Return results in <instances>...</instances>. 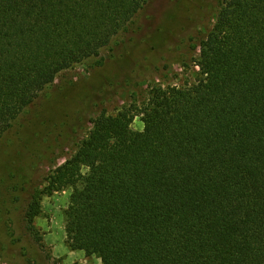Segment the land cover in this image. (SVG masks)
I'll return each instance as SVG.
<instances>
[{
    "label": "trees",
    "instance_id": "obj_1",
    "mask_svg": "<svg viewBox=\"0 0 264 264\" xmlns=\"http://www.w3.org/2000/svg\"><path fill=\"white\" fill-rule=\"evenodd\" d=\"M149 1L0 0V139ZM194 48L193 82L101 113L48 176L47 190L72 188L71 250L102 264H264V0H222ZM41 199L26 209L36 238Z\"/></svg>",
    "mask_w": 264,
    "mask_h": 264
},
{
    "label": "rangeland",
    "instance_id": "obj_2",
    "mask_svg": "<svg viewBox=\"0 0 264 264\" xmlns=\"http://www.w3.org/2000/svg\"><path fill=\"white\" fill-rule=\"evenodd\" d=\"M221 1L150 0L128 31L99 56L60 73L1 137L0 264H102L67 246L64 213L72 188L47 190V178L76 152L101 113L133 108L146 100L150 85L196 79L194 45L213 27ZM132 128L144 129L140 114ZM35 190L42 192L38 238L26 221Z\"/></svg>",
    "mask_w": 264,
    "mask_h": 264
},
{
    "label": "crops",
    "instance_id": "obj_3",
    "mask_svg": "<svg viewBox=\"0 0 264 264\" xmlns=\"http://www.w3.org/2000/svg\"><path fill=\"white\" fill-rule=\"evenodd\" d=\"M78 253H79V255H84V256L86 255L84 251H79ZM81 253H84V254H81Z\"/></svg>",
    "mask_w": 264,
    "mask_h": 264
}]
</instances>
